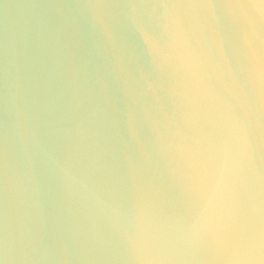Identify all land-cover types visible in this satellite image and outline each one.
<instances>
[{
  "label": "water",
  "instance_id": "water-1",
  "mask_svg": "<svg viewBox=\"0 0 264 264\" xmlns=\"http://www.w3.org/2000/svg\"><path fill=\"white\" fill-rule=\"evenodd\" d=\"M0 264H264V0H0Z\"/></svg>",
  "mask_w": 264,
  "mask_h": 264
},
{
  "label": "snow or ice",
  "instance_id": "snow-or-ice-1",
  "mask_svg": "<svg viewBox=\"0 0 264 264\" xmlns=\"http://www.w3.org/2000/svg\"><path fill=\"white\" fill-rule=\"evenodd\" d=\"M210 0H157L158 4H162L167 7L171 4L173 7L176 6H197V5H206Z\"/></svg>",
  "mask_w": 264,
  "mask_h": 264
}]
</instances>
